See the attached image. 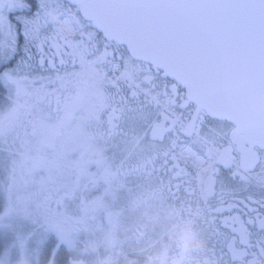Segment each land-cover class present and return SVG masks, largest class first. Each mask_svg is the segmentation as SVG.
<instances>
[{
    "label": "snow or ice",
    "instance_id": "obj_1",
    "mask_svg": "<svg viewBox=\"0 0 264 264\" xmlns=\"http://www.w3.org/2000/svg\"><path fill=\"white\" fill-rule=\"evenodd\" d=\"M0 152V248L66 264L69 211L163 172L215 264H264V0H0Z\"/></svg>",
    "mask_w": 264,
    "mask_h": 264
},
{
    "label": "flooded vegetation",
    "instance_id": "obj_2",
    "mask_svg": "<svg viewBox=\"0 0 264 264\" xmlns=\"http://www.w3.org/2000/svg\"><path fill=\"white\" fill-rule=\"evenodd\" d=\"M4 154L7 159V154ZM261 160L264 161V153ZM260 171V168L256 169V172ZM177 183L163 172L152 175L134 172L114 175L107 185L98 184L87 197L89 211L67 213L72 234L70 241H61L66 256L73 251L67 245L73 244L74 251L82 256H91L94 264H100L98 258L103 255L113 256L115 264H144V255L138 251L135 242V232L141 225L148 224L150 217L157 216L169 223L191 222L204 241L203 251L198 257L199 264H215L216 257L208 243L207 210L199 191L195 190V182L191 185V193L185 191L188 186L183 184L176 191ZM159 232L158 227L146 231V238H156ZM110 233L115 237L113 247H109L106 241ZM66 261L75 264L83 260L67 258Z\"/></svg>",
    "mask_w": 264,
    "mask_h": 264
},
{
    "label": "clouds",
    "instance_id": "obj_3",
    "mask_svg": "<svg viewBox=\"0 0 264 264\" xmlns=\"http://www.w3.org/2000/svg\"><path fill=\"white\" fill-rule=\"evenodd\" d=\"M159 228L156 238H146V231ZM109 247L115 244L113 234L106 236ZM138 251L144 255V264H199L198 257L203 251L204 241L199 237L191 222L169 223L157 216L141 225L135 232ZM100 264H115L111 255L104 257Z\"/></svg>",
    "mask_w": 264,
    "mask_h": 264
},
{
    "label": "rangeland",
    "instance_id": "obj_4",
    "mask_svg": "<svg viewBox=\"0 0 264 264\" xmlns=\"http://www.w3.org/2000/svg\"><path fill=\"white\" fill-rule=\"evenodd\" d=\"M0 155L5 158V154L0 152ZM4 176V173H3ZM0 179H3L2 175ZM0 203H2V197H0ZM67 247L71 250L74 248L73 244H68ZM90 258V256H84L83 259ZM67 258L80 261V257H75L74 253H68ZM82 263L85 264L84 261ZM0 264H55V261L51 257L46 258L43 251L39 246L26 244L25 248L21 250L19 247L14 248H0ZM66 264L69 262L66 261ZM79 264V263H75ZM90 264H94L90 262Z\"/></svg>",
    "mask_w": 264,
    "mask_h": 264
},
{
    "label": "water",
    "instance_id": "obj_5",
    "mask_svg": "<svg viewBox=\"0 0 264 264\" xmlns=\"http://www.w3.org/2000/svg\"><path fill=\"white\" fill-rule=\"evenodd\" d=\"M239 105L243 113L244 119L250 124H255L258 120V116L255 111L254 104L250 101H246L241 98V100L239 101Z\"/></svg>",
    "mask_w": 264,
    "mask_h": 264
},
{
    "label": "trees",
    "instance_id": "obj_6",
    "mask_svg": "<svg viewBox=\"0 0 264 264\" xmlns=\"http://www.w3.org/2000/svg\"><path fill=\"white\" fill-rule=\"evenodd\" d=\"M2 158H3V157H2ZM3 159H5V158H3ZM5 160H7V159H5ZM1 175H2V177H3V172H2V171H0V176H1ZM72 250H73V251L70 252V253H74V256H75V257H80V259L83 260V261H85L86 264H90V262L93 263L94 259H93L91 256H90V258L87 257L86 259H83L84 256L80 255L79 252L74 251L75 248H73ZM68 253H69V252H68ZM81 257H82V258H81ZM104 257H106V256L103 255L102 257H99L98 259L101 261ZM116 264H118V263H116Z\"/></svg>",
    "mask_w": 264,
    "mask_h": 264
}]
</instances>
